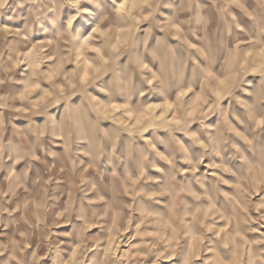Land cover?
<instances>
[{
    "label": "clouds",
    "instance_id": "1",
    "mask_svg": "<svg viewBox=\"0 0 264 264\" xmlns=\"http://www.w3.org/2000/svg\"><path fill=\"white\" fill-rule=\"evenodd\" d=\"M0 264H264V0H0Z\"/></svg>",
    "mask_w": 264,
    "mask_h": 264
},
{
    "label": "rangeland",
    "instance_id": "2",
    "mask_svg": "<svg viewBox=\"0 0 264 264\" xmlns=\"http://www.w3.org/2000/svg\"><path fill=\"white\" fill-rule=\"evenodd\" d=\"M207 163H208V161H207V160H205V164H207ZM201 170H202V171L204 170V169H203V166H202Z\"/></svg>",
    "mask_w": 264,
    "mask_h": 264
}]
</instances>
